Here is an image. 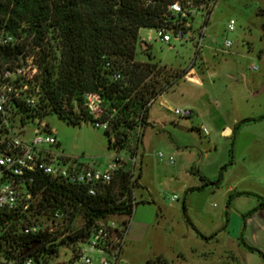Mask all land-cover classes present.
I'll use <instances>...</instances> for the list:
<instances>
[{"label":"rangeland","instance_id":"obj_1","mask_svg":"<svg viewBox=\"0 0 264 264\" xmlns=\"http://www.w3.org/2000/svg\"><path fill=\"white\" fill-rule=\"evenodd\" d=\"M212 1L205 5L213 4L209 18L206 10L188 8L191 26L187 32L192 37L187 34L182 43L173 42L175 48L157 41L147 44L149 52L137 48V62L157 64L170 76L169 85L158 78V87L175 83L165 96L169 106L196 105L199 113L177 117L164 100L157 99L149 107L148 125L130 131L132 146L137 148V170H142L137 190L141 203L130 219L123 264H231V255H236L241 242L237 233L248 217L242 213L255 212L264 202V121L243 125L234 138L222 134L226 126L233 130L238 122L264 116V92L256 95L264 86V0ZM179 2L190 7L188 0ZM231 20L234 32L227 30ZM205 24V48L194 65L203 84L198 86L184 76L197 53L195 39ZM149 33L142 29L140 37L147 38ZM226 40L232 42L230 48L225 47ZM259 84L254 90L253 85ZM41 120L58 140L50 149L71 161L105 167L117 155L109 147L113 134L93 123L72 125L52 113ZM34 130L35 125L28 124L26 139L33 137ZM119 155L132 158L127 150ZM221 173L218 186L189 192L202 185L201 177L214 183ZM175 196L179 200L173 201ZM81 226L82 220L75 219L71 234ZM88 255L99 264L100 256ZM50 264L82 263L74 257V246L66 245Z\"/></svg>","mask_w":264,"mask_h":264},{"label":"trees","instance_id":"obj_2","mask_svg":"<svg viewBox=\"0 0 264 264\" xmlns=\"http://www.w3.org/2000/svg\"><path fill=\"white\" fill-rule=\"evenodd\" d=\"M177 1L0 0V35L18 40L14 46L0 47V64L19 60L23 51L30 48L36 53L42 71L36 108L29 109L16 102L11 106L16 108L14 116H19L16 123L24 126L52 113L68 124H95L84 102L87 93H97L104 106L100 121L108 122L106 132L113 134L109 147L116 152L127 150L135 156L137 148L132 146L130 131L148 125V104L169 87H158L156 80L162 78L165 84H170V76L162 73L157 64L136 61L138 47L146 46L144 51L149 52L147 44H140L139 33L142 29H170L189 23L186 17L169 12V7ZM210 1L191 0V4L199 9ZM114 73L120 79L115 80ZM260 121H264V116L238 122L231 137L243 125ZM140 138L138 133V143ZM226 169L227 166L222 170ZM222 176L221 173L214 183L201 177L202 185L189 192L218 186ZM141 178L140 168L135 180L138 189ZM131 179V172L118 171L111 185L91 196L86 187L36 174L29 210L10 215L0 212V264H22L28 259H33V264H50L61 247L88 237L97 221L113 215L133 216ZM140 203L137 202L136 208ZM263 207L264 202L260 204ZM183 210L186 212L185 201ZM57 212L71 225L80 218L82 226L63 238L58 232L23 233L26 225L39 222L41 217H53ZM32 244L36 247L30 250ZM250 249L264 260L263 252Z\"/></svg>","mask_w":264,"mask_h":264},{"label":"built area","instance_id":"obj_3","mask_svg":"<svg viewBox=\"0 0 264 264\" xmlns=\"http://www.w3.org/2000/svg\"><path fill=\"white\" fill-rule=\"evenodd\" d=\"M213 0L212 2H214ZM189 3V4H188ZM183 6L179 1L169 7V12L181 15L187 19L193 8L191 0ZM204 4L197 10H206L209 16L213 10V4L206 8ZM189 20V19H188ZM190 23L177 25L176 27H161L150 30L147 38L140 37V44H148L153 41L167 45L169 48L173 42L182 43L187 34ZM206 24L202 32L195 39L196 56L190 63L185 74V79L194 84H199V79L194 72V65L200 52L205 48ZM229 32L235 31V22L231 20L227 26ZM141 31V30H140ZM18 44L13 36L0 35V47L14 46ZM232 42L226 40L225 47L230 48ZM109 66V65H108ZM118 73L113 74L115 80L120 79ZM42 83V71L37 63V55L30 48H26L20 55L19 60L8 61L0 64V212L8 215L13 213L23 214L29 210L30 202L33 200V185L35 175L42 174L59 182L86 187L88 194L97 195L107 186L111 185L118 171H129L131 179V200L134 206L139 202L135 180L137 178V155L126 158L116 152L114 159L105 167L88 166L71 161L58 152L52 151L50 147L57 146L58 140L50 131L48 125L37 118L33 124L35 130L31 139H26L25 130L27 125L16 123L19 116H14L16 108L12 109L14 103H19L29 109L36 108ZM156 100V99H155ZM151 101L147 107H150ZM84 107L87 113L96 121L95 126L108 130L109 123L101 122L104 115V106L101 96L97 93L85 95ZM170 111L181 118H190L194 111L191 108H170ZM206 136L209 135L207 128L200 129ZM140 131V129H139ZM163 158V155H159ZM172 163V158L169 159ZM179 200L175 196L173 201ZM134 215V214H133ZM132 216L113 215L97 221L91 228L88 237L82 238L74 244V257L82 264H94L93 258L88 254L100 256L99 264H123L122 253L129 231ZM71 223L63 214L57 212L53 217H41L37 223L26 225L24 234L37 235L40 233H62L61 238L71 235ZM14 264V263H10ZM22 264H33V259H28Z\"/></svg>","mask_w":264,"mask_h":264},{"label":"crops","instance_id":"obj_4","mask_svg":"<svg viewBox=\"0 0 264 264\" xmlns=\"http://www.w3.org/2000/svg\"><path fill=\"white\" fill-rule=\"evenodd\" d=\"M204 62H206L205 59H204ZM194 72H195V70H194ZM196 76L199 79V84H195V85L203 86L202 81H201V79L197 73H196ZM260 84L259 85H253V87L255 88L254 90L258 89ZM174 85H175V83H173L171 86H169L166 89V91L157 98L158 100L159 99L164 100L163 101L164 105L165 106L168 105L166 107V108H168V110L171 107L169 106V101L165 98V96L169 92L172 91ZM184 108H191L195 112L196 115H197V113H199V108L196 105H189V104L186 105L185 104ZM196 117L199 120V115ZM222 134L226 135V136L232 135V129L229 126H226L222 129ZM198 186L199 185H197V187ZM229 190H231V188ZM192 196H193V194H191L187 197V204L188 205L191 202ZM189 197H190V201L188 202ZM189 207H190V205L187 208H189ZM198 208H200V207H198ZM202 208L204 210V207H202ZM196 210H198V212L202 211L201 209L199 210L197 208H196ZM246 210L247 209H244L243 211H246ZM248 212H250V211H247L246 214L242 213L243 214L242 216L248 215V217L245 218L244 228L242 229V227H241L237 233L240 235L239 239L242 241L240 242V244H238V248L235 251L236 255L235 254L231 255L232 259H233L231 264H264V260H262V258L256 252H253L250 249V248H252L255 250H259V251L263 252V254H264V207L263 208L258 207V209H255V212L253 211L254 213L253 212L248 213ZM224 228H227V230H228V226H225ZM212 232H214L213 229H212V231L209 232V234H211Z\"/></svg>","mask_w":264,"mask_h":264},{"label":"water","instance_id":"obj_5","mask_svg":"<svg viewBox=\"0 0 264 264\" xmlns=\"http://www.w3.org/2000/svg\"><path fill=\"white\" fill-rule=\"evenodd\" d=\"M144 48L146 49V46H145ZM263 92H264V86H262V87L260 88V90L256 93V95H260V94L263 93ZM35 247H36V244H32L30 250H32V249L35 248Z\"/></svg>","mask_w":264,"mask_h":264}]
</instances>
